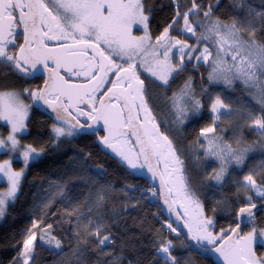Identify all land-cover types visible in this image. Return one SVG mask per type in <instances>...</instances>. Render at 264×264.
Segmentation results:
<instances>
[{
    "label": "snow or ice",
    "instance_id": "6c2138e0",
    "mask_svg": "<svg viewBox=\"0 0 264 264\" xmlns=\"http://www.w3.org/2000/svg\"><path fill=\"white\" fill-rule=\"evenodd\" d=\"M190 2L191 7L181 12L178 0H174L175 17L155 38L157 45L164 49L162 52L164 60L157 62L158 68L163 70L154 71L152 68L144 70L162 81V86H166L168 78L173 73L178 74L184 70L185 59L188 62L196 61L197 64L203 62L211 67L208 73L209 83H223L230 87L234 80H239L246 86L256 88L260 95V103L264 105V43L258 42L255 38L257 22L255 20H233L228 23L219 17L214 18L213 8L219 6V0H216L215 5H207V10H203L196 0H190ZM151 12L152 8L150 5L146 6V0H48L47 3L45 0H0V66L24 77L34 76L42 68L52 77V83L47 84L46 82L44 89L33 91L25 88L23 92H0V119L11 125V131L7 137L0 138V152L18 153L17 159L24 165L19 171H15L11 166V160H4L0 163V178L8 184L7 191H0V219L5 216L9 204L15 202L29 162L39 159L45 151L44 148L37 149L31 144L22 145L17 138V133H23L27 129L25 121L31 107L21 99L25 93L34 102L42 101L53 112H56L58 123L52 127L54 141H59L61 137L84 134L102 121L108 130V135L101 137L100 143L115 152L126 166L132 169L143 168L148 163L149 157L154 156L157 163L163 159L165 168H167L168 158L171 157L176 164L181 165L180 171L183 172V161L176 156L173 141L160 132L156 118L152 115V108L149 106V100L152 99L150 89L145 85L144 80L139 78L136 65L132 63L146 47L153 46L149 43L151 37L148 34ZM201 12L204 20L190 19V17H198ZM257 15L264 17V13ZM180 21H183V26L176 30L194 38L195 44L190 45L187 41L169 34L170 29L176 28ZM133 24L142 25L145 34L134 36L132 34ZM21 26L26 47L15 45L12 39L14 29ZM197 28L201 29L199 35H197ZM245 33H247V39ZM45 40L70 41L71 43H62L58 48H49L44 43ZM209 41L214 45L213 50L207 47ZM202 44L203 47H201ZM10 45L19 47V53L10 51ZM101 45L107 47L117 58H126L128 67L115 65L111 56L104 54V48ZM172 49L176 50L178 56L175 65L170 62L169 53ZM89 51L93 53L91 57H88ZM213 52H215L214 56ZM69 56L73 58V64L79 58H86L90 63L95 61L91 68V72L95 73L107 75L115 67L117 81L108 91L112 92V96L120 104H105L102 100L96 101L95 97L99 87L108 83L103 77L97 80L95 85H92L91 81L95 80L96 76L88 72L85 73L89 76L88 85L69 84L65 81L59 75V69L69 63ZM210 57H212L211 60ZM228 57L231 63L228 62ZM49 61H52L54 65L52 68L48 67ZM140 66L144 67L143 61ZM71 71L72 68L69 67L68 72ZM120 72L124 75L120 76ZM80 74L76 73V75ZM124 82H126V87H124ZM49 96L54 98L50 100ZM61 97L64 99L62 100ZM170 99L176 119L180 124L189 118V113L193 118L199 117L203 108L201 100L197 98L193 89L191 77L185 81L179 93H174ZM209 99L210 112L215 117L213 124L221 114L231 113L230 106L219 94L213 98L209 93ZM65 100L67 103L64 102ZM111 100L112 97H109V101ZM81 104L89 107V110L85 111L80 108ZM70 108L75 109L77 116H86L93 123L80 124L75 117L67 119L66 116H72ZM61 110L66 116L60 115ZM140 112H143V118ZM73 120L76 122L73 123ZM133 121H136V127L141 130V134L132 133L135 136L134 144L140 146L135 153L131 150L126 152L122 147L117 146L120 143L119 137L127 135L122 129L132 127ZM251 126L264 134V117L253 118ZM215 131V127H204L200 130V136L207 140L208 148L205 150V156L214 157L220 163L219 171L207 176L206 179L211 181L214 187H221L228 173V167L243 165L252 146L234 149L230 144L216 137ZM209 134H213L211 139H208ZM125 143L133 142L125 141ZM141 156H143V163L138 164L136 161ZM148 170L153 171L150 164ZM186 179L183 178V180ZM163 183V174H161V184ZM240 183L245 189H251L254 192L255 196L260 199L259 205L251 195L245 193L244 206L234 210L237 218L235 228L224 230L220 236L214 237L208 231L209 227H214L213 221L202 218L203 209L197 201V207L200 208L198 215L201 218L197 222V229L193 231L189 228V232L197 242L206 240L209 243L223 239L228 232H231L233 235L228 236V241L232 243L228 251L225 252L222 247L215 248L227 264H264V255L258 256L256 252L258 247L264 248V227H256L257 212L264 211V176L258 183L254 175L250 173L244 176ZM55 187L58 189L56 194L63 196L64 185L57 183ZM183 187L185 192L190 193V188L186 183H183ZM103 201L104 196L98 194L96 205L99 206ZM50 202L45 203L43 207H49ZM219 206L227 207L226 204ZM79 208L78 204L73 206V211L78 213V219L79 215H82L79 213ZM65 214L68 215L67 212ZM43 215L46 213H42ZM241 223L250 227L251 230L246 233L239 231ZM88 224L94 229L88 234L97 238L99 246L103 247L111 242L109 235H101L104 229L102 224H94L91 221ZM167 228L172 232L176 231L171 224H168ZM52 230L53 226L45 225L43 219L34 220L31 227L25 229L23 238L19 242L21 251L13 259L12 264H15L17 259L20 260V264H35L37 242L42 246L47 245L50 250H62V241L52 235ZM76 235L79 236V233ZM233 237H235L234 240ZM176 247L172 240H157L156 255L159 260L156 264H161V262L162 264H185L173 255Z\"/></svg>",
    "mask_w": 264,
    "mask_h": 264
},
{
    "label": "trees",
    "instance_id": "16d2710c",
    "mask_svg": "<svg viewBox=\"0 0 264 264\" xmlns=\"http://www.w3.org/2000/svg\"><path fill=\"white\" fill-rule=\"evenodd\" d=\"M178 2L181 12L191 7L190 0ZM196 2L201 4L203 10H207L209 4H216V0ZM148 5L152 8L149 29L155 40L174 19L175 5L174 0H146V6ZM251 9L259 14L264 13V0H219V6L213 8V13L214 18L219 17L231 23L233 20H251ZM194 18L196 19L190 17L192 20ZM181 26L182 21L176 28L170 29V35L190 44L195 43L194 38L176 30ZM200 32L201 29H198L197 35ZM245 38L247 39V33ZM255 38L264 43L262 16L257 21ZM10 51L16 52L14 49ZM189 77L192 78L193 89L203 108L199 117H190L182 126L171 108L170 98L174 93H179ZM42 83L43 80L39 77H24L0 66V92H23L25 88L36 91ZM162 84L155 82L154 86H149L152 115L161 132L173 141L184 164L188 187L201 203L204 216L213 221L212 235L218 237L224 230L236 225L234 210L244 206L245 193L251 195L255 202L260 201L251 189H245L240 182L250 173L258 183L264 176V147H261L264 146V134L251 126L253 117H264V105L260 103L258 90L239 80H234L230 87L209 83L208 69L204 64L197 67L188 64L183 71L174 73L166 86ZM209 93L212 97L219 94L234 109L230 114H223L215 124V117L210 112ZM22 97L33 104L34 101L26 93ZM56 124L51 116L39 108L36 101L27 121V129L20 138L23 143L31 144L37 149L44 148L45 151L29 166L15 202L8 206L0 222V264H12L21 251L19 242L25 229L30 228L34 220L41 219L45 225L53 226L52 235L62 241V250H50L47 245L42 246L37 242L35 264H156L159 260L156 241L159 239L172 240L177 246L173 255L185 264H216L211 258L193 252L176 226L165 218L158 191L152 198L148 197V192L143 191L144 187H154L147 174L131 170L121 159L101 147L99 139L103 136L102 132L76 134L54 141L52 127ZM210 126L215 127L216 137L235 149L252 146L243 165L228 167L221 187H214L206 179L219 171V161L208 159L197 148L201 138L200 130ZM9 132L7 121L0 119V135L6 137ZM57 183L64 185L63 196L55 192ZM0 187L6 185L0 184ZM93 192H100L104 196L103 203L97 208L95 205L91 206L90 197ZM133 193L140 195L135 204L130 196ZM49 201L50 206L44 208L43 205ZM77 204L80 205L79 213L82 214L79 219L78 213L73 211V206ZM225 204L227 207L219 206ZM42 213L46 215L42 216ZM89 221L102 224L104 229L101 235H109L111 242L103 247L99 246L97 238L88 234L89 231H94L89 226ZM168 224L176 231H170ZM256 227H264V211L257 214ZM250 230V227H246L244 233ZM221 240L218 239V242ZM256 252L264 255V248L258 247ZM15 264H20V260L17 259Z\"/></svg>",
    "mask_w": 264,
    "mask_h": 264
},
{
    "label": "water",
    "instance_id": "95a60500",
    "mask_svg": "<svg viewBox=\"0 0 264 264\" xmlns=\"http://www.w3.org/2000/svg\"><path fill=\"white\" fill-rule=\"evenodd\" d=\"M44 43L46 44V42L44 41ZM49 48H58L59 46H49L47 45ZM20 47H26L25 45V40L23 39V42L21 44ZM19 53V49L17 50V54ZM89 54H93L91 51L88 52V56ZM107 56V55H106ZM69 63L64 67L59 69V75L61 77L64 78L65 81H67L69 84H75V85H88L89 81L87 82H70L66 79V77L61 74L62 70H65L66 67H74V68H78V69H84L87 65V59L86 58H79L76 60V63L73 64L72 57H68ZM49 65H53L52 61L48 62V67ZM75 65V66H73ZM50 68V67H49ZM73 70V69H72ZM39 75H44L45 76V81L41 86V89H44L46 87V82L47 84H51L52 83V77L50 75V73L48 71H45L41 68V71L36 73L35 76H39ZM124 73L120 72V76H123ZM101 77H103V79L105 78V74L104 73H98L96 75V79L91 81L92 85H95L97 80H99ZM112 88V87H111ZM110 89V88H109ZM114 91H117L114 89ZM109 97H112V100L109 101ZM48 99L51 100L50 96L48 97ZM61 99L63 100L64 98L61 97ZM103 101L105 104L108 103H116V104H120L119 101L116 100V98L114 96H112V92H109L108 90L106 91V93L100 98L99 101ZM65 103H67V101H64ZM37 104L39 106V108L47 115L51 116L57 123L58 121L56 120V112H53L52 109L48 106L43 104L42 101H37ZM99 105H97L98 107ZM80 108H88L87 106L81 104L79 105ZM69 111L72 113V116H66V114L61 110L60 111V115L62 116H66L67 119H72L73 117H75L76 119H78V117L76 116V111L75 109L70 108ZM143 112H140V116L141 118H143ZM79 120V119H78ZM76 121L73 120V123H75ZM80 124H85L83 122H81L79 120ZM93 122L89 119H87V124H92ZM157 123V122H156ZM158 124V123H157ZM160 132L161 129L159 128ZM101 131L103 132V136L108 135V130L107 128L104 127L103 122L101 121L99 124L95 125L94 129H89L87 132H85L84 134H90L93 132H98ZM123 132L127 133L126 136H122L119 137V140L122 139H126V138H131V142H133V146L136 148V150H138V148L140 147L139 145H135L134 141H135V136L132 135L133 132H137V134H141V130H139L136 127V121H133V126L132 127H126L124 129H122ZM162 133V132H161ZM165 135V134H164ZM101 138V137H100ZM115 142V141H114ZM99 143H100V139H99ZM101 147L103 149H105L106 151L110 152L112 155H114L116 158L120 159L115 152H113L111 149L106 148V146H103L100 143ZM118 147H122L121 143H119L117 145ZM124 150V149H123ZM163 160V159H162ZM140 162L143 163V156L140 157ZM164 164L165 161L163 160ZM151 165L153 171H149L148 170V165ZM175 162L172 160L171 157L168 158V166L166 169V176L163 173L162 170V166L161 163L159 161V163H157V159L154 156H150L148 163L145 164L144 169L147 173L148 178L152 181L153 185L157 188L158 194H159V201L161 204V208H162V213L165 216V218L170 221L171 223H173L177 230L179 231V233L184 237V239L186 240V242L188 243L190 249L205 257V258H211L216 264H227V261L224 259V257L215 251V248L217 247H222L224 249L225 252L228 251L230 245L232 242L228 241V236L233 235L231 232L223 239L221 240L218 244L209 247V246H204L201 243L197 242L195 239L192 238V233L189 232V228L190 225L188 224V218H189V214L187 211V207L185 206V204L181 201V200H177L178 199V191L175 187ZM161 174H163V181L164 183L161 184ZM169 189L171 191H169ZM165 201H167V203H165ZM258 205L260 203L256 202ZM259 212H257L258 214ZM237 222V220H236ZM236 226V225H235ZM235 226L233 228H235ZM246 226L241 223V229L239 231H241L242 233L245 232ZM235 239V237H233V240Z\"/></svg>",
    "mask_w": 264,
    "mask_h": 264
},
{
    "label": "rangeland",
    "instance_id": "374dc122",
    "mask_svg": "<svg viewBox=\"0 0 264 264\" xmlns=\"http://www.w3.org/2000/svg\"><path fill=\"white\" fill-rule=\"evenodd\" d=\"M45 2L47 3L48 2V0H45ZM250 13H251V20H255L256 22L259 20V17H260V15H257V14H259L257 11H255V10H250ZM202 14V13H201ZM203 15H202V17H200V15L198 16V17H196V19H201V20H203ZM195 18H194V20L193 21H195L196 20ZM240 20H244V21H247L248 19H240ZM239 20V21H240ZM182 26H183V21H182ZM182 26H181V28H182ZM199 28H197L196 29V31L198 30ZM182 33V32H181ZM132 34L134 35V36H143L145 33H144V30H143V26L142 25H137V24H133L132 25ZM148 34H149V36L151 37V40L149 41V43L151 44V45H153L152 47H146L145 48V50L142 52V53H140L133 61H132V63H137L138 64V67H139V69H140V71H144L145 72V79H147L148 80V86H150L151 87V85H153L154 86V84H155V82H159V83H163L162 81H160V80H158L156 77H152L151 76V74L149 73V72H147V71H145L144 69L145 68H152L154 71H162L163 69L162 68H158V66H157V62L158 61H163L164 60V57H163V55H162V52L164 51V49L162 48V47H160L159 45H157V43H156V39L154 40L153 39V37H152V35H151V33H150V29H149V24H148ZM170 34V33H169ZM183 34V33H182ZM183 35H185V34H183ZM187 36H189V35H187ZM190 37V36H189ZM175 38H177V37H175ZM177 39H180V40H182L181 38H177ZM188 44H190L189 42H187ZM195 43H196V41H195ZM195 43H193V44H195ZM191 45V44H190ZM204 45L202 44L201 45V47H203ZM101 47L102 48H104V50H105V52L109 55V56H111V59L114 61V62H116L117 64H119V65H126V64H128L127 62H126V58L125 59H119V58H117L113 53H111L110 51H109V49L107 48V47H105L104 45H101ZM207 47L210 49V50H213V48H214V45H213V43L211 42V41H209L208 43H207ZM16 53H17V51H16ZM215 55V52H213V56ZM169 56H170V62L173 64V65H175L176 63H177V59H178V56L176 55V50L175 49H172V51L169 53ZM212 59V57H210V60ZM141 61H143L144 62V67H141L140 65H141ZM228 62L229 63H231V59H230V57H228ZM184 64H185V66L186 65H188V64H192V65H196L195 67H197L199 64H204V66L206 67V69H208V73H209V71H211V67H210V65L209 64H206V63H203V62H200L199 64H197V62L196 61H192V62H188L187 61V59H185V62H184ZM184 66V67H185ZM140 73V72H139ZM174 74V73H173ZM173 74L168 78V81L172 78V76H173ZM213 84V83H212ZM215 85H220V84H223V83H214ZM41 89V87L39 88V90ZM1 92H10V91H1ZM16 92H19V91H16ZM53 97V96H52ZM50 98H51V96H50ZM214 98V97H213ZM21 99L23 100V102L25 103V104H28V105H31V107L29 108V110H28V118H27V120L25 121V123L27 124V121H28V119H29V117H30V115H31V111H32V106H33V104H35L36 103V101L35 102H33V104H29L28 102H26L24 99H23V97L21 96ZM51 99H53V98H51ZM171 108L173 109V107H172V104H171ZM174 110V109H173ZM231 110L233 111L234 109H232L231 108ZM175 111V110H174ZM231 111V112H232ZM212 114V113H211ZM213 115V114H212ZM223 114H221L220 115V117L222 116ZM214 116V115H213ZM191 117V113H189V118ZM219 117V118H220ZM189 118L188 119H186L185 120V122L183 123V124H179V125H184L188 120H189ZM253 118H255V117H253ZM8 123V122H7ZM9 124V123H8ZM9 126H10V131H11V125L9 124ZM60 126H63V124H60ZM10 133V132H9ZM23 133H17V138L20 140V143L22 144V145H26V143H23L22 142V140H21V138H20V136L22 135ZM7 137V136H6ZM6 137H3V136H1L0 135V138H6ZM212 138V134H209V136H208V139H211ZM125 141H130L129 139H122V140H120V143H121V145L123 146V149H124V151H129V150H131V152H133V153H135L137 150H136V148L133 146V143H125ZM222 142H224L223 140H222ZM197 148L201 151V152H203V155L205 156V150L208 148V144H207V140L205 139V138H200V140H199V145L197 146ZM235 149V148H234ZM176 156L177 157H179V155H178V152H176ZM17 157H18V153H13V152H11V151H9V152H7V153H3V152H0V163H2L4 160H11L12 161V168H13V170H15V171H19L21 168H23L24 167V165H23V163L20 161V160H18L17 159ZM208 159H212V160H215V158L214 157H210V156H206ZM179 159L181 160V158L179 157ZM38 160V159H37ZM36 160V161H37ZM217 161V160H216ZM35 162V161H34ZM34 162H29V164H28V166H27V169H26V171L24 172V175L26 174V172H27V170H28V168H29V166L32 164V163H34ZM138 164L139 163H141L140 162V159L138 160V161H136ZM160 163H161V166H162V170H163V173H164V175L166 176V169H165V164H164V162H163V160L161 159L160 160ZM175 172H176V174H175V187H176V189H177V191H178V199L177 200H181L184 204H185V206L187 207V211H188V214H189V218H188V224L190 225V227H191V229H193V231H195L196 229H197V222H198V220L201 218V217H199V215H198V213L200 212V208H198L197 207V199L195 198V196L194 195H191L190 193H192L191 191H190V193L189 192H185V190H184V187H183V183H186L187 184V179L186 180H183V178H187L186 177V175H185V169H184V164H183V172H181L180 171V168H181V165H178V164H176L175 163ZM130 168V167H129ZM131 170H133V171H135V172H137V173H141V174H143V173H145V174H147L146 173V171H145V169H144V167L143 168H136V169H132V168H130ZM24 175H23V177H24ZM0 184H5L6 185V187H0V191H7V188H8V184H7V182L4 180V179H2V178H0ZM188 185V184H187ZM57 191H58V189H57ZM57 191L55 190V192L57 193ZM143 191H145V192H148V197H154V195L157 193V188H155V187H149V186H147V187H144L143 188ZM254 193V192H253ZM98 194H101L100 192H93L92 193V195H91V197H90V201H91V206H94V207H99V206H97L96 205V198H97V196H98ZM132 194V193H131ZM255 195V194H254ZM131 197H132V200H133V203L135 204L138 200H139V197L138 196H140L139 194H137V193H133V195H130ZM199 202V201H198ZM11 204V203H10ZM9 204V205H10ZM199 204L201 205V203L199 202ZM202 206V205H201ZM4 218V217H3ZM2 218V219H3ZM203 219H208V218H206L205 216H204V214H203V217H202ZM2 219H0V222L2 221ZM96 223H99V222H97L96 221ZM95 224V223H94ZM208 231L209 232H211V227H209V229H208ZM223 240V239H222ZM215 242H218V239L217 240H215L214 241V243ZM199 243H201L202 245H204V246H209V245H211L212 243H209L208 241H200ZM219 243V242H218ZM217 243V244H218ZM209 247H212V246H209ZM258 255V254H257ZM258 256H260V255H258Z\"/></svg>",
    "mask_w": 264,
    "mask_h": 264
},
{
    "label": "flooded vegetation",
    "instance_id": "af4514ba",
    "mask_svg": "<svg viewBox=\"0 0 264 264\" xmlns=\"http://www.w3.org/2000/svg\"><path fill=\"white\" fill-rule=\"evenodd\" d=\"M15 14V13H14ZM12 39L14 40V44L15 45H19L21 46L22 42H23V39H24V32H23V28L22 26L21 27H18V28H15L14 29V35L12 37ZM46 44L49 45V46H59L60 44L64 43V44H70L71 42L70 41H67V42H64V41H49V40H45ZM18 50L19 47H14L13 45H10L9 46V50ZM104 54L109 56L105 50H104ZM93 54H89L88 57H91ZM113 61V60H112ZM114 62V61H113ZM95 63V61H92L91 63L89 62V60L87 59V65L84 69H78V68H74L71 66V68L73 69L71 72H68V68L66 67L65 70H62L61 71V74H63L66 79L70 82H87L89 81V76L88 75H85L86 72L90 73L91 75H97L98 73H95V72H91V68H92V65ZM115 65H119L117 64L116 62H114ZM136 65V71H137V74L139 75V78L144 80L145 82V85L147 87H149L148 85V80L145 79V72L143 71H140L139 67H138V64L137 63H134ZM75 66V65H73ZM122 67L124 68H127L128 67V64L126 65H121ZM50 68H52L53 66L52 65H49ZM116 68L113 67L112 70L110 72L107 73V75H105V78L104 80L108 81V83H104L102 84L100 87H99V90L97 91L96 93V101L99 102L100 98L106 93V91L112 87L113 83H115L117 81V76H116ZM79 72L81 73L80 75H76V73ZM140 72V73H139ZM35 76V75H34ZM35 77H39L43 80V83L45 81V76L44 75H39V76H35ZM42 83V84H43ZM42 86V85H41ZM124 87H126V82H124ZM51 98H54L51 96ZM98 105V104H97ZM85 111H88L89 109L88 108H85L84 109ZM77 116V114H76ZM78 119L83 122V123H87V119L88 117L86 116H77ZM157 122V121H156ZM158 123V122H157ZM159 125V124H158ZM160 128V126H159ZM98 132H101V131H98ZM103 133V132H102ZM126 139H129L131 141V138H126Z\"/></svg>",
    "mask_w": 264,
    "mask_h": 264
}]
</instances>
